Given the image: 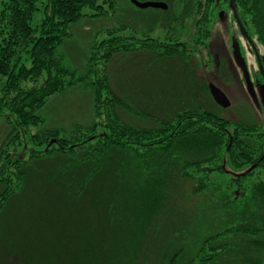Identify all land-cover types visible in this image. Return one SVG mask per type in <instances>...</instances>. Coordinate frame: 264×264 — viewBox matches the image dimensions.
Here are the masks:
<instances>
[{"label":"trees","instance_id":"obj_1","mask_svg":"<svg viewBox=\"0 0 264 264\" xmlns=\"http://www.w3.org/2000/svg\"><path fill=\"white\" fill-rule=\"evenodd\" d=\"M204 2L211 11L197 20L191 50L177 44L179 38L168 45L160 37L116 36L120 29H112L90 47L86 68L77 73L59 46L83 18L113 14L115 0H45L41 9L38 0H1L0 122L9 139L0 145V210L30 181L32 164L50 159L55 184L47 191L64 200L93 195L100 175L112 180L107 222L117 223L119 238L104 242V252L107 247L116 256L107 251L99 264H123L120 241L125 252L151 251L161 264H264V123L230 122L185 104L153 117L116 94L106 72L112 59L133 52L188 61L206 52L223 6L222 0ZM239 5L241 16L242 0ZM246 14L251 35L264 45V0H250ZM98 64L103 71L96 76ZM80 84L91 91L94 120L44 127L38 112ZM96 251L90 256L99 261ZM144 254L134 263L151 264Z\"/></svg>","mask_w":264,"mask_h":264},{"label":"rangeland","instance_id":"obj_2","mask_svg":"<svg viewBox=\"0 0 264 264\" xmlns=\"http://www.w3.org/2000/svg\"><path fill=\"white\" fill-rule=\"evenodd\" d=\"M44 1L38 0L39 9ZM132 1L115 0L113 14L96 19L86 17L71 26L70 37L64 39L58 48V54L66 66L77 73L83 72L90 47L95 42L105 40L106 32L112 29H120L115 34L120 37L132 35L142 38L148 35L164 40L167 36L169 41L179 38L186 44L187 51L192 49L190 40L194 33V15H186V12L181 11L175 27L168 28L174 24L170 21L171 13L151 7L142 9ZM159 1L170 5L172 0ZM40 19L39 11L34 23ZM228 22L229 18L225 20V14L221 12L208 42V53L212 57L210 61L206 60L203 49L194 53L189 61L174 56L158 57L148 52L123 54L107 65L111 87L122 99L134 103L132 108L146 110L153 117L165 116L185 104L190 108L202 106L230 122H264V89L252 87L247 71L256 69V66L252 58L247 56V66L243 67L241 50L230 33ZM202 62L208 63L207 67H203ZM96 70L98 76L103 71L102 65L98 64ZM207 84L223 92L230 103L227 108H219L215 104ZM38 115L45 120L44 127L47 128L60 124L66 126L71 122L88 125L94 120L91 91L80 84L52 97ZM122 115L133 122L140 120L131 114ZM8 134L9 128L0 122V145L7 143ZM54 165L56 162L50 159L34 162L27 171L30 181L11 195L0 210V264H99L103 262L107 251L116 256V252L112 253L107 247L104 252V242L119 238L114 233L117 223L107 222L108 216L112 214L108 203L113 199L107 191L112 180L106 174L100 175L95 179L94 185L98 188L93 189V195L89 193L77 200H64L52 191H47L49 185L52 187L55 184L48 175L54 172ZM46 175L49 177L47 180ZM125 244L126 241H120L118 251L119 261L123 264L127 260L135 264L136 258H141L144 253L147 262L161 264L162 259H156L151 251H142L139 255V250L135 251L132 247L130 252H125ZM102 245L104 248L101 249ZM96 249L99 261L90 256Z\"/></svg>","mask_w":264,"mask_h":264},{"label":"flooded vegetation","instance_id":"obj_3","mask_svg":"<svg viewBox=\"0 0 264 264\" xmlns=\"http://www.w3.org/2000/svg\"><path fill=\"white\" fill-rule=\"evenodd\" d=\"M156 1L157 2H163V1H159V0H156ZM234 1H235L234 5H235L236 14H237V19H238L239 23L237 22V19L234 15V12L230 8L229 0H227V1L222 0L221 5L223 7H222L221 11L218 13V15L221 12H223L225 14V20H227L229 18L228 26L230 29V33H232V37L234 38L237 47H239L241 50V58H242V62H243L242 65L244 68L247 66V56H250L252 58L255 66H256V69L252 68L250 71L247 68L248 69L247 71H248L249 76H250V82L252 84V87L254 86V87H257L259 90H261V89H264V73L260 72L258 61L260 62L262 69L264 71V68H263V66H264V45L257 40L256 36L251 35L250 29H249V17L246 13L249 11V1L250 0H242L243 12H242L241 16L239 14V6H240L239 1L240 0H234ZM165 5L167 7L165 9L166 12L171 13V16H170L171 20L170 19L169 20L174 22V24L169 26L168 28L175 27L177 15L181 14V11H184V12H186V15L188 14L191 16L192 15L195 16L194 27H193V31H195V24L199 18L203 17V12H205V11L210 12L211 11L209 9L207 10L204 8L205 7L204 0H172L170 2V5H168V3H166ZM245 6H246V8H245ZM217 18H218V16H217ZM205 20L207 21V18ZM212 29H213V27H212ZM165 38H166L165 42L168 45L173 43V42L170 43L167 36ZM176 43L177 44H183L181 42V40L176 42ZM261 48L263 49L262 52H260ZM206 56H209L206 58V60L210 61V59L212 57L209 55L208 49L206 51ZM216 62L218 64V60ZM217 64H216V66L218 67ZM201 65L203 67H207L208 63L202 62ZM244 70H246V69H244ZM208 85H210V84H207V88H208ZM215 104L219 108H222L217 103H215ZM259 122H263V121H259Z\"/></svg>","mask_w":264,"mask_h":264},{"label":"water","instance_id":"obj_4","mask_svg":"<svg viewBox=\"0 0 264 264\" xmlns=\"http://www.w3.org/2000/svg\"><path fill=\"white\" fill-rule=\"evenodd\" d=\"M132 3L139 7V8H158V9H166V5L163 3V2H138L136 0H133ZM229 4H230V8L231 10L234 12V15L237 19V14H236V10H235V5H234V0H229ZM237 22L239 23L238 19H237ZM259 63V69H260V72L264 73L263 69H262V66L260 64V62L258 61ZM208 92L211 96V98L213 99V101L215 103H217L220 107L222 108H227L229 106V101L228 99L226 98V96L223 94L222 91H220L218 88H216L214 85L210 84L208 85ZM52 142H55V140L51 141Z\"/></svg>","mask_w":264,"mask_h":264}]
</instances>
